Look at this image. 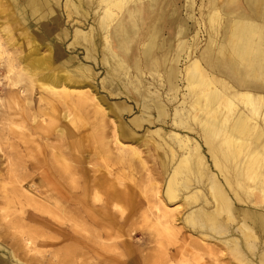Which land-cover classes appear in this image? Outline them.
<instances>
[{"label": "bare ground", "instance_id": "1", "mask_svg": "<svg viewBox=\"0 0 264 264\" xmlns=\"http://www.w3.org/2000/svg\"><path fill=\"white\" fill-rule=\"evenodd\" d=\"M176 1L65 0L68 17L80 14L85 18L89 10L97 13L102 60L110 71L108 93L119 99L110 103L106 96L95 93L92 82L91 63L97 48L93 27L90 32L74 29L69 45H83L88 64L78 56L74 63L61 45L68 37L66 31L44 27L48 37L57 34L53 45L21 24L24 14L16 11L17 0H0V17L5 19L0 22V68L6 72L4 97H0V238H10V247L2 242L0 247L12 256L18 247L39 254L28 264H68L64 260H71L74 252L80 264H173L170 245L177 242L181 229L176 214L180 208L168 203L173 200L176 204L177 184L184 179L182 187L189 190L181 199L197 202L184 218L191 220L194 232L223 226V236L210 235L225 241L241 264H254L257 259L264 264V250H254L249 242L258 239L256 231L264 235V0H226L222 6L209 0L204 20L207 41L198 54H193L197 43L185 53L181 71L172 64L179 61L180 53L163 65L169 60L171 34L181 38V50L187 46L183 38L188 24L170 7ZM86 4L88 10L83 11ZM28 6L32 13L38 12L44 26L46 13L57 7L49 0H29ZM154 17L153 30L146 27L141 53L148 60L155 47L163 50V57L141 67L147 64L159 69L163 65L171 101L180 89L177 77L185 81L189 96L186 116L191 117V129L200 141L175 130L145 129L166 122L165 107L160 96L153 97L156 115L151 116L144 95L150 89L143 82L144 71L136 60L132 76L126 62L128 43L140 23ZM165 30L168 38L161 35ZM134 106L139 114L125 121ZM182 115V110L174 109L172 128L182 123ZM143 129L144 133L139 132ZM153 133L160 138L151 141ZM147 141L155 147L154 156L163 155L159 147L165 150L167 159L157 157L152 165L161 166L166 174L164 189L152 174L156 169L149 168L143 157L140 147ZM161 171L156 174L160 176ZM191 176L198 183L193 188ZM126 179L138 188L144 201L135 199L138 192L132 191ZM205 181L202 195L194 188ZM121 203L132 207L131 215L124 213ZM134 204L138 206L134 208ZM194 214L198 217L193 218ZM130 216L132 221L142 218L147 227L142 230L148 236L133 235L153 241L151 252L125 257L124 252L132 247L124 238ZM237 229L243 242L233 237ZM46 230L59 233L62 246L53 251L37 246L35 234L45 235ZM193 240L198 245L206 242L202 236ZM207 250L212 264H223L219 258L223 251L212 246Z\"/></svg>", "mask_w": 264, "mask_h": 264}, {"label": "rangeland", "instance_id": "2", "mask_svg": "<svg viewBox=\"0 0 264 264\" xmlns=\"http://www.w3.org/2000/svg\"><path fill=\"white\" fill-rule=\"evenodd\" d=\"M49 1L52 4H55L57 7H56V11L54 12L48 11L46 13L45 20H44L45 26H44L42 25V20L38 18V12L32 13L31 7L28 6L29 0H17V3L15 4L16 5L15 9L21 15L24 14L23 15L24 21L22 20L21 24H23L28 29L29 33L41 35L43 36L44 39L48 40L53 45L57 44V41H56L57 36L55 37V35L57 34H54L52 37H48V34L44 30V27H46L47 29H50L52 32L58 31V33H60L61 31H63L64 33L66 31L68 34V37L64 38L63 43H61V45L63 46V49L65 50L64 52L68 55L73 56L74 63L76 61V57L78 56L83 64H88V62H86V60L83 57L86 54L84 46L78 45V44L69 45V43L73 39L75 28H79L83 31L90 32L91 28L93 27L94 29L91 33L94 34L95 41H96L95 43L97 46L95 62L91 63L94 66V80L92 82L96 88L95 93L97 95L106 96L105 97L106 102L115 103L119 101L118 96L111 95L110 93H108V89L110 85H108L107 78L109 77L110 71H109V68H107V65L102 60V55H101L100 50L102 48L103 43L101 40L102 39L101 31L99 28L98 29L96 28V14L97 13H94V12L92 13V11L89 10L85 18H80L79 17L80 14L78 15L72 14L71 16L68 17L67 11H66L67 8L64 7L65 0H58V3H56L55 0H49ZM216 1L218 2L219 6H222L224 4V1L226 0H216ZM240 2H242V0H240ZM208 6H209V0H187V6H186V0H177L175 4L170 6L171 8H175L177 15H179L180 18H183V20H185L188 24V32L186 36L183 38V40L187 41V46L183 50H181L180 49L181 46L178 45V42L181 40V38L176 36L175 33L171 34V37H169V39L172 38V47L167 52V56L169 60H166V62L163 63V65L167 64V62L168 64L171 63L172 61L170 60L172 58H175V56L178 53H180L181 55L179 56V61L177 63L172 62V64L173 65L176 64V67L179 69V71H181L184 67V62L186 60L185 53L190 52L193 46L195 45V43H197V48L196 50L193 51V54H198L199 51L204 48L205 43L208 38V33L206 31L205 22H204V20L206 19V13L209 10ZM241 6L244 7V4H242ZM245 7L248 8L246 5ZM7 8H9V6ZM82 10L83 11L88 10L87 4L85 5V7H82ZM55 17H57L58 19L57 21L53 20V18ZM156 19H157L156 17H154L151 20L150 18H148L147 20H145V23L141 22L139 28L136 30V35L134 36L132 41L128 43L129 50L127 51V56H129V58L127 59L126 63H128L129 65V71L132 76H134L136 73V68L134 64L136 60H138L137 65L141 67V64L143 65L148 61H156V60L158 61L160 60V58L163 57L162 56L163 50L159 48H155V47H153V49L151 50V54H150L151 56L148 58V60H144V56L141 53V43L146 40L145 35L148 32V30H146L147 29L146 27L148 26L150 27V30H153V24L151 25V23L155 21ZM4 20H5L4 18L0 17L1 23ZM161 35L168 38L167 30L162 32ZM163 65L159 69H151L149 68L147 64H146L147 68L145 67L146 69L141 67L144 71L143 82L145 83L146 86L150 87L148 91L144 92V95L147 97V103L150 105L149 111H151L150 113L151 116L156 115L155 110L152 109V106H153L152 98L157 95L160 96L161 102L163 103L165 107V111H166V116L164 117L166 122L164 124L147 126L145 127V129L146 128L150 129L148 131H152L153 129H160L161 131H164V132L175 130L174 132L177 133L178 135H181L184 137L185 136L190 137V138L197 139L198 141H200L198 139V134L196 130L191 129V117L186 116L189 96L185 94L187 93L185 81L183 79H180V77H177L178 79L177 86L180 89L176 95V98L171 101L170 99L171 91L168 90L167 82L164 80L165 76L163 77L164 75ZM5 73H6L5 70L3 68H0V79H1V82L3 83L2 84L3 86L0 84V97H4L3 88L5 87L4 84L6 82ZM152 83H155V84L152 85ZM131 90L135 92V89H133L132 86H131ZM174 106H176L177 108H174ZM133 108H134L133 111L129 112L126 116H124L125 121H128L130 118L139 114V112L136 111L138 107L137 109L135 108V106ZM174 109L182 110L184 115H182L183 124L182 123L175 124V126H173L172 128L171 122H173ZM145 129L139 132L144 133ZM152 138L158 139L160 137L156 133H153L151 137V141H152ZM146 144L147 145L140 147L143 150V157L147 159V165L149 168H152L153 170L156 169L154 170V172H152V174L153 176L156 177L155 179L157 183L160 185V187L164 189V186L166 185V182H165L166 174H162L164 172L161 171V166L156 165L153 168L152 166L153 161L155 162V159L158 156H154L155 155L154 153L156 152L154 150L155 148L154 145L150 141H147ZM158 150L159 152L163 154L160 157H158L159 161L164 160V159L166 160L167 158L164 152L165 151L164 148L159 147ZM205 150L206 148H204L203 150L205 153V158L207 160V163L211 165L210 163L211 160L209 159V155L206 153ZM156 171H161V175L160 176L157 175ZM137 176L138 174L135 175L136 179H137ZM190 179H191V181L189 180L191 183L190 188H193V186L198 185V183H196L197 179L195 176H191ZM203 180L204 178L201 181ZM125 181L129 186L133 187V190H132L133 192H138V196L134 195L135 199L136 200L142 199V201H144L145 200L144 197L142 196L141 193H139L138 188L134 186L133 182L130 181V179H126ZM184 183H185V180L180 179L179 183L177 184L178 196L175 198V200H177L176 204H174L173 200L168 203V205H170L171 207H175L178 205L177 207L180 208L177 210L176 214L179 217V220H177V223L179 226H181V229L178 234L177 242L173 245L172 244L170 245L171 250L173 252L172 253L173 255L171 256L172 263L173 264H212L213 258L208 254V250H207L208 246H212V247H217L219 251H223L224 254L219 257L220 262H223V264H241L240 262L241 260L238 257V255L235 252L231 251L230 247L226 245L225 241L221 242V240L217 238H213L210 235V234H214L215 237L223 236L222 234H224V232L226 231V229H224L223 226L218 227L216 231L215 230L208 231V229L206 230L205 228H197V231L194 232V228L191 227V220H187V219L184 220L185 216L188 217L189 215L188 212L194 209L197 205V202L196 203L193 202L190 204L187 200L181 199L182 195L184 196L186 194V191L189 190V189H185L182 187ZM203 184L200 183L199 187L197 186L196 188H194V189H198L199 194H202V195L205 193V185H207V181H205ZM121 204L124 207V213L131 215L130 213H132L131 212L132 207L125 203H121ZM241 204L243 205V207L245 206V203H241ZM137 206L138 205L134 204V208H136ZM197 217H198L197 214L193 215V218H197ZM132 218L130 216L125 226L127 235H125L124 238L128 239V241L131 243V246H132L129 253L124 252L125 257H128L133 254L139 256L141 253L142 254L149 253L150 246H153L152 245L153 241L146 240L144 242L143 238L141 237V234L133 235V233L135 232H141V233H144L145 236H148V233L142 230V229L146 230L147 227L144 225L142 218L140 216L137 217L135 221H132ZM231 224L236 226L235 222H232ZM199 230H202V232H199ZM65 231L67 230L65 229ZM45 232H46L45 235H42V236L35 234L34 241H35V244H37V246L42 245L41 248L46 249L48 251H53L55 248L62 246L63 241L59 233H55L54 231H48V230H46ZM128 233H130L131 236ZM256 235L258 236V239L249 240V242L254 245V250L255 248L257 249V247H259L261 248V251H263L264 250V243H263L264 235L263 233H260L259 231H256ZM200 236H202L204 240L206 241L205 244L203 245L202 244L198 245L195 242V240H193L194 238L198 239V237ZM241 236H242V233L239 232V229H237V235H234L233 237H236L237 239L240 238L241 241L243 242L244 237H241ZM44 238L46 241L44 244H42L43 243L42 240ZM0 242L7 245V247H10L9 237H6V236L1 237ZM140 242H144V243L140 245L139 244ZM13 247L14 246H12V248ZM241 247L244 248V243H241ZM176 248H177V251H175ZM15 253L16 255L12 256L9 250L4 249L3 247H0V264H28V261H30L31 257L35 258L39 256V254L25 253L23 249L20 250L18 247L15 249ZM45 254L49 258L50 255L48 253H45ZM182 260L187 261V263L183 262ZM64 261H66L68 264H80V257L77 253L74 252L71 260L66 259ZM253 263L259 264L261 262H259V260L257 259V261L253 260ZM52 264H55V263H52Z\"/></svg>", "mask_w": 264, "mask_h": 264}]
</instances>
